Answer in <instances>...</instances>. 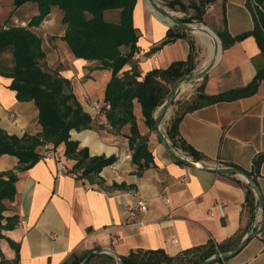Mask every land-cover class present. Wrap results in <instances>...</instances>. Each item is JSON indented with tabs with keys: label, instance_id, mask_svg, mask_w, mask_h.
<instances>
[{
	"label": "crops",
	"instance_id": "crops-1",
	"mask_svg": "<svg viewBox=\"0 0 264 264\" xmlns=\"http://www.w3.org/2000/svg\"><path fill=\"white\" fill-rule=\"evenodd\" d=\"M247 3L248 0H214L212 4V11L218 9L222 21L225 13L232 37L254 29V17ZM37 14L36 4L28 3L15 10L12 0H0V24L5 17L13 25L27 26ZM106 18L118 21L119 14L108 12ZM61 20L62 12L54 8L33 31L44 39L51 70L71 81L78 100L94 118V104L88 100L97 107L103 104L111 73L97 69V62L72 55L62 40L66 26ZM134 25L139 34L135 60L142 74L188 59L194 45L188 37L156 49L171 27L148 0L137 1ZM223 27L218 22V31ZM196 38L210 59L213 42L203 35ZM209 61L210 64L213 60ZM262 68L264 55L256 38L249 36L226 46L218 64L198 80L192 91L202 84L208 95L242 88ZM11 82L10 78L0 76V126L10 135L23 137L29 130L38 131V112L34 102L17 101L15 92L9 89ZM137 115L140 119L139 107ZM101 129L93 124L90 130L71 134L80 143V149L88 148L91 156H117V162L101 172L102 185L61 172L55 157L44 158L19 174L17 197L14 202H6L5 213L6 217L18 216L19 224L4 232L19 245V264H65L87 249L108 250L121 257L140 249L164 250L175 256L209 242L239 241L238 246L252 231L255 236L237 256L214 264H264V207L257 206L255 196L256 209L250 216L245 209L251 188L247 179L211 170L234 168L247 174L253 169L255 157L264 153V80L251 97L220 102L183 117L179 124L181 137L206 160L195 162L183 151L173 149L197 165L176 161L161 142L150 137L155 165L139 176L128 158V140L114 132L106 118ZM59 150L64 154L63 147ZM18 163L15 157L3 156L0 172L15 170ZM66 165L71 170L74 162L69 160ZM115 184L131 188H114ZM257 184L264 198V164ZM165 198L170 202L165 203ZM138 199L145 201L149 210L127 224V208ZM133 223L137 225L132 226ZM16 257V250L2 240L0 261L12 262Z\"/></svg>",
	"mask_w": 264,
	"mask_h": 264
},
{
	"label": "trees",
	"instance_id": "trees-1",
	"mask_svg": "<svg viewBox=\"0 0 264 264\" xmlns=\"http://www.w3.org/2000/svg\"><path fill=\"white\" fill-rule=\"evenodd\" d=\"M138 0H12L16 9L33 3L38 14L33 16L27 26L0 24V58L8 53L12 57V66L0 64V76L12 80L9 89L15 92L17 101L34 102L38 112V131H27L23 137L10 135L0 126V158L12 156L18 159L19 166L12 171L0 172V242L7 240L17 252L12 262L5 259L0 264H19V245L8 239L4 232L14 230L19 224L18 216L6 217V202H14L17 197L19 174L25 172L42 159L44 147L51 145V150L64 148L66 159L74 162L68 174L77 179L88 180L91 184H103L101 172L114 165L116 155L107 157L91 156L88 148L80 149V143L72 138V132L90 130L95 122L91 114L85 111L74 93L70 80L63 78L58 71L48 70L45 62L47 53L44 39L33 31L39 28L54 8L62 12L61 23L66 26L62 40L67 43L76 59L97 62V69L109 71L111 78L105 90L101 112L107 119V125L128 140L132 154V163L136 174L141 176L155 165L154 154L150 149V131H153L157 111L167 102L174 84L189 76L196 69V55L193 49L185 61L172 63L167 69L152 70L142 74L135 60L139 53L137 46L139 34L134 25V10ZM172 10L194 15L183 21L203 22L207 8L214 0H192L185 4L183 0H162ZM255 8L248 1L247 6L254 17V29L239 37H232L228 31L224 13L223 29L215 31L221 39L223 49L237 41L254 36L264 55V0H253ZM108 12H118V21L108 20ZM112 19V18H111ZM9 25V26H7ZM184 31L170 28L167 37L159 49L178 38H185ZM129 68V69H128ZM264 80V68L257 71L253 81L242 88L233 89L217 95H208L202 84L187 101L180 103L179 116L167 128L166 137L171 147L189 155L195 162L206 158L191 147L180 135L179 124L183 117L198 109L220 102H233L255 95ZM174 102V101H173ZM173 104V103H172ZM109 107V108H108ZM140 108V119L137 108ZM144 129H143V125ZM145 129L148 130L145 133ZM264 153L257 155L253 169L247 173L256 183L261 177ZM114 188L128 189L125 184ZM245 209L253 217L256 199L251 188L246 195ZM239 241L221 244L209 242L171 256L164 250H136L122 256L125 264H198L221 253L228 254L237 247ZM93 250H85L74 255L65 264H81ZM96 259H104L109 264H116L114 257L94 255L87 264Z\"/></svg>",
	"mask_w": 264,
	"mask_h": 264
},
{
	"label": "water",
	"instance_id": "water-1",
	"mask_svg": "<svg viewBox=\"0 0 264 264\" xmlns=\"http://www.w3.org/2000/svg\"><path fill=\"white\" fill-rule=\"evenodd\" d=\"M148 1L151 3V5L155 9V11L160 13L162 16H164L170 22L169 26L171 28L179 29V30L185 31V32H192V31L196 30V28H194V27L190 26L189 24L184 23L180 19L176 18L171 12L167 11L165 8H163L161 5H159L156 0H148ZM205 27L208 28L207 26H205ZM208 29H210V28H208ZM213 33L215 34V36L217 37V40L219 42V45L217 43V46H219V48H220L219 57H218V50H217L216 51L217 56L215 57V59L204 70H202L199 74H197L194 77L185 76L183 79L177 81L174 84V86H173V88L169 94L167 102L160 108V109H162V113L159 116L155 117L156 122H155L154 127H153V131L157 134L160 142L164 145V147L166 148L168 153L176 161L181 162L183 164H187V165H191V164L197 165V164L193 163V162H189V160L186 157L182 156L178 151H176L175 149H173L171 147V143L167 139V137L165 136L161 126H162V123L167 116L169 106L173 103V101L175 99V95L178 93L182 84L187 80L202 79L218 64L219 59H220L222 52H223V45H222L221 39L219 38L217 33L216 32H213ZM211 170L214 172L220 173V174L243 175L247 179L250 187L252 188L253 192L255 193V196L257 198V206L259 208L264 207V198H263V195L261 193V190H260L258 184L248 174H246L245 172H243L239 169H234V168H221V167L220 168L219 167L213 168L212 167ZM255 234H256L255 232L249 233L245 237V239L234 249V251H232L228 254L218 253V254L212 256L211 258L207 259L206 261L200 262L198 264H214V263H217V262H220L223 260H229V259L234 258L235 256H237L240 253V251L242 250L244 245L247 243V241L250 240L251 238H253L255 236ZM98 254L110 255V256L114 257V259L118 262V264H125L120 255L113 253L111 251H108V250L93 251L92 253H90V255L81 264H87V262H89L94 255H98Z\"/></svg>",
	"mask_w": 264,
	"mask_h": 264
},
{
	"label": "rangeland",
	"instance_id": "rangeland-1",
	"mask_svg": "<svg viewBox=\"0 0 264 264\" xmlns=\"http://www.w3.org/2000/svg\"><path fill=\"white\" fill-rule=\"evenodd\" d=\"M183 1H184L185 4H189L192 0H183ZM157 2H158L159 5H161L163 8H165L167 11L171 12L173 15L175 14L174 16L176 18L180 19L181 21H185L187 19H190V17L192 15H194V11L193 10H189L187 13H183V12L178 11V10L170 9L169 7L166 6V3L163 2L162 0H157ZM220 16H221V14L219 13L218 9L215 10V11H212V5H211L206 10V14H205V16L203 18V22H198L197 20H193L192 22L187 23V24H189L190 26H192L194 28H199L200 26L205 25L208 28H210L213 32H215V31H218V22L221 23V24L223 23L222 19H220ZM7 21H9L10 22L9 24H11V19L6 20V18L4 17L3 20H2V25H5L7 23ZM14 25H16V24H14ZM7 26H9V25H7ZM197 31H199V29H196L194 32L193 31L192 32H185L184 31L185 35H187L188 39L194 44V48L196 50V52H195L196 62H197L196 69L192 72L191 75H189L190 77H194L197 74H199L202 70H204L209 65V62H210V61H208L210 59L205 54L203 46L199 43V41L196 38ZM209 41H211V40L209 39ZM0 64H4L7 67H11L12 66V57H11V55L8 54V53L4 54L0 58ZM44 65H46V68L48 70H51V68L49 67L47 61L45 62ZM197 83H198V80H196V79L195 80H187V81H185L182 84V86L180 87L178 93L175 95V99H174L173 104H171L169 106V110H168L167 116H166V118L164 120L165 122L163 121L162 126H161L165 136H166L167 128L171 126L173 120L175 118H178L179 114L181 113L179 111L180 103H183V102L189 100L196 93V88L193 91H192V89H194V86ZM179 92H181V93H179ZM88 102H90V104H94L93 107L100 109V113H98L96 111H93V115H94V118H95L94 127L97 130L103 131V129H101V122L103 120L105 121V117H104L103 113L101 112L102 105L101 106L99 105L98 107L95 106V102L92 101L91 99H89ZM161 113H162V109H159L157 111V113H156V117L159 116ZM143 129H144V125H143ZM104 132H105V129H104ZM144 132L147 133L148 130L145 129ZM150 136L155 141L160 142L157 134L154 131H150ZM49 147H51V145H49ZM45 148H46V146L44 147V151H45ZM100 255H105V254H100ZM108 256H110V255H108ZM92 264H109V262L104 260V259H96V260L92 261ZM116 264H118L117 261H116Z\"/></svg>",
	"mask_w": 264,
	"mask_h": 264
},
{
	"label": "built area",
	"instance_id": "built-area-1",
	"mask_svg": "<svg viewBox=\"0 0 264 264\" xmlns=\"http://www.w3.org/2000/svg\"><path fill=\"white\" fill-rule=\"evenodd\" d=\"M249 2H251V5L253 8H255V3L253 0H248ZM109 108V107H108ZM93 111H96L98 113H100V109L93 107ZM105 117V116H104ZM52 148H50L49 146H46V151L44 153V158L47 157H55L57 159L58 165H59V170L61 172H68L69 168L66 165V162L69 160H66V157L64 154L61 153V151L58 149L55 150H51ZM129 159H132V154L130 153L128 155ZM214 168V167H213ZM218 168V167H217ZM220 168V167H219ZM223 168V167H222ZM165 203H169L170 201L165 198L164 199ZM149 208L148 205L145 201L138 199L134 204L129 205L127 208V224L129 222L135 221L140 215L142 214H146L148 212ZM211 215H213L211 213ZM137 224L133 223L132 226H136ZM254 230H256V228L254 227ZM253 233V231H252ZM173 244L177 243L176 239H173Z\"/></svg>",
	"mask_w": 264,
	"mask_h": 264
},
{
	"label": "bare ground",
	"instance_id": "bare-ground-1",
	"mask_svg": "<svg viewBox=\"0 0 264 264\" xmlns=\"http://www.w3.org/2000/svg\"><path fill=\"white\" fill-rule=\"evenodd\" d=\"M154 9V8H153ZM155 11V9H154ZM175 15V14H174ZM179 16V15H178ZM163 19H165L168 23H170L164 16H162ZM198 24V23H197ZM196 29H199V31H197V35H203L205 38H207L208 40L210 39L212 43V55L210 57L211 60H214L215 57L217 56V53L216 51L218 50V57L220 55V48L219 46H217V43L219 45V42L217 40V37L215 36V34L211 31V29H208L206 28L204 25L200 26L199 28H196ZM194 32V31H193ZM200 39V38H199ZM209 49V48H207ZM207 51V50H206ZM215 51V52H214ZM206 53V52H205ZM214 54V55H213ZM207 55V54H206ZM209 61V60H208ZM191 85V84H190ZM189 86V85H188ZM184 87V86H183ZM185 88V87H184ZM181 93V92H179ZM165 122V121H164Z\"/></svg>",
	"mask_w": 264,
	"mask_h": 264
}]
</instances>
